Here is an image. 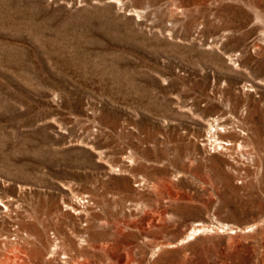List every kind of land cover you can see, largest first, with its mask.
<instances>
[{
    "label": "rangeland",
    "instance_id": "374dc122",
    "mask_svg": "<svg viewBox=\"0 0 264 264\" xmlns=\"http://www.w3.org/2000/svg\"><path fill=\"white\" fill-rule=\"evenodd\" d=\"M0 200L3 264H264V0H0Z\"/></svg>",
    "mask_w": 264,
    "mask_h": 264
},
{
    "label": "bare ground",
    "instance_id": "6f19581e",
    "mask_svg": "<svg viewBox=\"0 0 264 264\" xmlns=\"http://www.w3.org/2000/svg\"><path fill=\"white\" fill-rule=\"evenodd\" d=\"M220 127V128H219ZM223 130V132H225L226 130V127L225 126H219V123H218V118H212L211 122H209L208 124V128H207V141H208V144L211 147V149L215 150L216 148L218 149H221L224 147V145H230L231 143L228 142V141H224L222 140V138L218 135V133ZM112 170H114L113 167H111ZM141 181H144L143 179ZM87 198V195L84 196V194H80L79 192H73L72 191V196L70 198V201L72 202H69V204H66V206H69L74 212L77 211V213L79 214L81 209L79 207L83 206V210H84V203H88L89 201L86 200ZM1 202L3 200H0ZM3 205L5 206V209L6 210H11L12 209V206H13V203L12 201H7V202H4L3 201ZM201 231V227H194L191 235H194V234H197ZM55 241V239H53V242ZM15 242V241H14ZM1 243V242H0ZM52 249L49 250V252L53 255V259L56 258V255H58V252H57V243L54 242V244H52ZM19 249V248H17ZM67 256H64L62 258H65ZM67 259V258H66ZM70 259V258H69ZM67 259V261L69 260ZM8 260H11L9 259V257L6 256L5 258V261H0V264H3L4 262L7 263Z\"/></svg>",
    "mask_w": 264,
    "mask_h": 264
}]
</instances>
